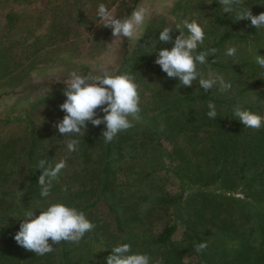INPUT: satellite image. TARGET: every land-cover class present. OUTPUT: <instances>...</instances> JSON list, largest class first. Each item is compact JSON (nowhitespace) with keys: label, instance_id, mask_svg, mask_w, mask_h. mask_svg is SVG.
<instances>
[{"label":"trees","instance_id":"trees-1","mask_svg":"<svg viewBox=\"0 0 264 264\" xmlns=\"http://www.w3.org/2000/svg\"><path fill=\"white\" fill-rule=\"evenodd\" d=\"M139 1L120 5L119 19L130 16ZM97 3L109 10L114 0H70L64 11L51 5L47 34L27 46L19 39L32 22L30 15L5 13L0 84L16 76L23 87L28 73L47 63L39 61L48 48L71 46L64 19L72 7L83 18L87 5ZM241 9L259 15L264 0H243L230 13L223 12L219 0H210L198 21L205 39L197 53L217 49L198 70L205 76L209 69L223 75L232 85L228 92L218 87L205 92L198 80L192 87L178 86L177 79L167 77L155 63L160 50L173 46L159 42V33L168 27L162 22L147 28L130 53L127 38L120 36L121 57L113 74L134 76L141 120L132 121L134 126L112 142L102 137L105 125L88 122L84 135L61 136L52 129L57 136L46 147L44 134L25 121L28 114L0 117V264H89L93 243L90 264H106L111 249L124 243L132 253L148 255L150 264H264V126L244 127L234 115L239 105L264 116V68L255 61L256 55L264 56V26L256 29L249 20L238 21ZM176 27H170L173 41L180 34ZM11 31L16 40L8 43ZM230 47L237 50L234 56L226 55ZM209 101L216 105L215 119L207 115ZM69 139L79 140L77 151L67 150ZM42 159L53 165L66 159L67 164L47 197L38 185ZM161 172L173 181L175 193L165 189ZM52 203L83 211L95 228L79 243L57 245L49 239L54 250L41 256L18 245L14 236L26 211L38 216ZM180 229V238L173 240ZM204 242L207 249L196 252L195 246Z\"/></svg>","mask_w":264,"mask_h":264},{"label":"clouds","instance_id":"clouds-1","mask_svg":"<svg viewBox=\"0 0 264 264\" xmlns=\"http://www.w3.org/2000/svg\"><path fill=\"white\" fill-rule=\"evenodd\" d=\"M219 3L224 13H230L234 11L235 5L242 4V0H219ZM149 14V9L141 4L130 16L119 19L114 17L104 4L98 6V16L104 22L103 27L110 28L113 37L123 36L129 39L136 37ZM236 18L238 21L249 20L256 29L264 26V13L253 15L250 9L239 10ZM182 25L188 34L186 35L180 25H177L175 29L180 34L174 41L171 37L173 28L165 27L159 33V42L173 46L171 50L167 48L160 50L155 63L168 78L177 79L178 86L192 87L193 81L198 80L205 92L213 87H218L222 93L228 92L232 85L225 81L223 75L209 69L205 76L198 70V65L208 63V57L217 52V49L212 48L197 53L198 46L203 44L205 39L203 28L195 20L189 22L185 19ZM150 43L155 50L156 44ZM236 51L235 47H230L226 55L234 56ZM255 61L264 68V56L256 55ZM64 84L66 87L63 95L66 100L59 107L66 114L54 125L61 136L84 135L87 123L90 122L93 126L105 125L102 137L105 142H112L120 132L134 126L132 121L141 120L139 86L135 83L134 76L127 72L114 75L105 70L97 75L91 73L82 75L72 71ZM207 107L208 117L215 119L218 116L216 105L209 101ZM97 109L103 112L102 117L98 116ZM234 115L244 127L258 130L264 126V116L243 109L239 105L234 108ZM65 143L69 152L78 150L79 140L69 139ZM66 166V159H61L54 165L43 159L38 162L37 169L42 170L38 178L42 197L49 196L53 181L58 179ZM63 191L67 192V187ZM23 194L20 192V197ZM34 213L31 210L25 212L14 239L18 245L41 256L54 250L52 244L79 243L86 233L95 228L83 211L64 203H52L46 210L40 211L38 216ZM49 239L52 244L49 243ZM207 247V242L199 243L195 246V251L200 253ZM150 260L146 254L132 253L130 244L124 243L111 249V254L106 257V264H150ZM156 264H162V260H158Z\"/></svg>","mask_w":264,"mask_h":264},{"label":"rangeland","instance_id":"rangeland-1","mask_svg":"<svg viewBox=\"0 0 264 264\" xmlns=\"http://www.w3.org/2000/svg\"><path fill=\"white\" fill-rule=\"evenodd\" d=\"M68 3L70 0H33L30 4L25 5L12 2L0 3V36H3L5 13L13 11L25 15L29 14L32 21L29 23V28L25 30L20 39L18 38L20 35L16 38L23 41L26 46L32 44L34 39L42 38L47 34L46 29L51 19L48 9L53 5H58L64 11L63 9H66ZM124 4H131V0H114L109 11L114 17L120 18L122 13L120 5ZM141 4L149 9L150 14L144 25L138 30L136 37L127 38L128 53L133 51L135 43L142 37L147 28L157 27L162 22L168 27L174 26V24L183 27L182 21L185 19L189 22L193 20L198 22L200 18H204L206 8L210 6V0H140L136 7ZM99 5L98 3L88 4L83 18L78 17L72 7L69 12L70 15L64 19L71 33L69 38L71 46L65 49L61 46H52L47 49V53L41 50L44 53L42 55L44 59L41 58L39 63L43 61L47 63L39 66L42 70L29 72L28 76L21 82L23 87L17 85L19 79L16 76H14L15 79L0 84V117H23L28 114L25 121L32 123L36 130L39 129L44 134L47 139L43 145L46 147L52 146L48 140L56 138L57 135L51 131H54L52 130L54 128L57 129L54 125L61 121L66 114L60 110L59 106L66 100L63 91L69 73L76 71L82 75L89 73L97 75L107 70L113 74L119 64L121 57L120 37H113L112 30L103 27L104 22L101 18L95 19L98 15ZM89 23L92 25L90 28H88ZM8 36V43L16 40L12 31ZM52 58L55 60L47 61ZM96 111L98 115L102 114L100 109ZM49 148L52 150L51 147ZM160 177L161 180L166 181L164 187L167 191L170 193L177 191L175 184L168 179V176L167 178L164 177L161 172ZM180 234L181 229L174 235L173 240H178ZM93 245L95 244L93 243ZM93 245H91L89 257L87 253V263L89 262V264L95 257L96 248Z\"/></svg>","mask_w":264,"mask_h":264}]
</instances>
